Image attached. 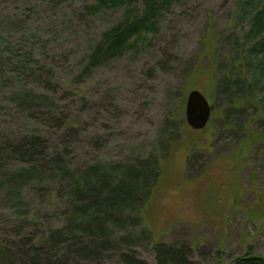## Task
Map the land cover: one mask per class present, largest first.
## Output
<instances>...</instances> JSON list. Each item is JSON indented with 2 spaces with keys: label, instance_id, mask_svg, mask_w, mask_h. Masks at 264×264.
<instances>
[{
  "label": "rangeland",
  "instance_id": "rangeland-1",
  "mask_svg": "<svg viewBox=\"0 0 264 264\" xmlns=\"http://www.w3.org/2000/svg\"><path fill=\"white\" fill-rule=\"evenodd\" d=\"M115 2L0 0L1 142L40 133L41 161L67 169L20 180L26 165L7 163L0 247L52 235L61 264H155V243L192 264L264 255V0ZM121 35L126 48L89 69ZM24 87L55 98L51 112ZM194 88L212 106L203 130L184 120Z\"/></svg>",
  "mask_w": 264,
  "mask_h": 264
},
{
  "label": "trees",
  "instance_id": "trees-1",
  "mask_svg": "<svg viewBox=\"0 0 264 264\" xmlns=\"http://www.w3.org/2000/svg\"><path fill=\"white\" fill-rule=\"evenodd\" d=\"M117 1L119 2L122 0H116V2ZM152 1L156 2L157 0ZM130 13V11H127V15L125 16L124 21H126L127 16H129ZM261 14L262 13L255 17L256 21L253 28L260 29V27L263 25V19L260 17ZM156 17L157 13L154 14V17L151 21L156 23ZM147 23L151 25L150 22ZM151 26H153V24ZM257 32L258 30H256L254 33ZM124 41L125 37L121 35L115 41L111 42L110 45L104 50H102L100 47L93 50L91 58L92 62L91 64H89L88 68L90 69L93 65L96 64L97 57L100 53H102L104 57H107L111 54L122 52L126 48L124 46ZM261 43L264 45V40ZM261 43H259V45ZM41 70L44 73H52V70L47 66H44L43 68H41ZM257 74L259 77L263 75V72L257 71ZM258 79L259 78H257V80ZM18 92L20 93L19 96H21L23 100H31L35 103L34 110L38 114L47 115V113L51 112V110H48L47 112L45 111V102L54 100L55 98L51 97L50 95L44 94L34 95L32 89L27 87H24ZM29 94L32 96H30ZM1 139L2 138L0 137V184L2 186H5V182L7 181V179H9V174L7 173V163L14 158L20 159L26 165L21 167L19 172L16 174V178L20 180L28 179V175H32V173L46 174L52 172L54 170V164L52 168H45L44 166L47 163H55V165H57L60 177H64L65 173L67 172V169L65 170V167L58 159L41 161L44 157L45 149H47L45 138L42 134L25 133L20 137L13 136L12 140H14L15 142L7 140V143L1 142ZM151 173L153 174V170H151ZM41 179L42 178H37V180ZM103 181H105V179L100 176H96L94 178L90 177L87 178V180L82 179L81 186L84 189H86L89 184H92L93 187H99L101 182ZM51 237L52 235H48L46 238L43 237V239L36 242H29L31 244L25 243L20 247V249H18V251L14 252L13 254H6L4 248L0 247V264H61L57 259V254L51 253L47 248V245L50 248L52 247ZM153 246L155 251V264H192L190 259L191 254H187L186 250L184 249H172L169 247L161 246L159 243H155ZM122 261L124 264H148L136 257L134 254L130 253L124 254ZM233 264H264V255L246 253L241 256L235 257L233 259Z\"/></svg>",
  "mask_w": 264,
  "mask_h": 264
},
{
  "label": "water",
  "instance_id": "water-1",
  "mask_svg": "<svg viewBox=\"0 0 264 264\" xmlns=\"http://www.w3.org/2000/svg\"><path fill=\"white\" fill-rule=\"evenodd\" d=\"M212 108L198 89H191L186 96L184 120L193 130L205 128L211 117Z\"/></svg>",
  "mask_w": 264,
  "mask_h": 264
}]
</instances>
